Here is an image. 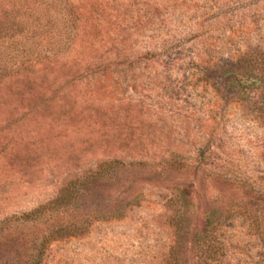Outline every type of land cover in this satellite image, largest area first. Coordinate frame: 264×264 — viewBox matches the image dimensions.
<instances>
[{
	"label": "rangeland",
	"instance_id": "rangeland-1",
	"mask_svg": "<svg viewBox=\"0 0 264 264\" xmlns=\"http://www.w3.org/2000/svg\"><path fill=\"white\" fill-rule=\"evenodd\" d=\"M29 1L0 0V264H264V0Z\"/></svg>",
	"mask_w": 264,
	"mask_h": 264
},
{
	"label": "trees",
	"instance_id": "trees-1",
	"mask_svg": "<svg viewBox=\"0 0 264 264\" xmlns=\"http://www.w3.org/2000/svg\"><path fill=\"white\" fill-rule=\"evenodd\" d=\"M34 3L40 4L41 6H45L44 10L45 12H40L39 9V16L40 17H46V21L48 24H50V27H56L58 25V21L63 19V21L66 20H72V22L74 23L75 20L78 18L77 12L75 10L74 4L71 2V0H34ZM26 6V11H29L30 13H34V10L37 11V9H33L31 7V3L28 0V2L24 3ZM25 9V8H24ZM44 27H46V29H49V27L47 25H45ZM11 57V55H10ZM50 55H47L46 58H49ZM8 59H10L9 57H7ZM2 59V62H0V79H3L5 77H7L10 74V71L8 69V65L6 64L8 59ZM33 61V60H31ZM36 61V60H35ZM37 62V61H36ZM34 62L29 63V66L24 65V69H29L31 66H35L33 65ZM2 64H4L2 66ZM228 75L230 76V80L232 82V71H229ZM120 161L118 160H112V161H107L104 162L100 165V169L98 170L97 173H99V171H108V170H113L116 167H118L120 165ZM77 182H70V184H68L66 187L62 188L60 194L54 199L52 200V202H48L47 204H65L68 203L70 200V197H72V192H73V188L76 187ZM47 204H45L44 206H41L39 208H37L34 212L32 213H28L27 216L31 217L33 214L35 213H39L43 208L47 207ZM116 215H114L115 217ZM118 217V216H116ZM111 218V217H110ZM70 229L68 228H64V229H58L56 231H53L51 233L50 236H54V234H56L54 237H59L61 236V234L63 235H70L73 234L71 233L72 231H69ZM65 232V233H63ZM171 264H178V259L174 258L171 261Z\"/></svg>",
	"mask_w": 264,
	"mask_h": 264
}]
</instances>
